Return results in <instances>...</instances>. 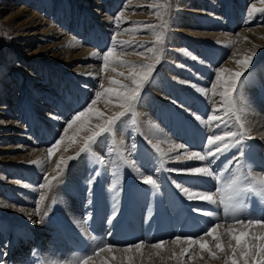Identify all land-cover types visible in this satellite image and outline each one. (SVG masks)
<instances>
[{"label": "bare ground", "instance_id": "obj_1", "mask_svg": "<svg viewBox=\"0 0 264 264\" xmlns=\"http://www.w3.org/2000/svg\"><path fill=\"white\" fill-rule=\"evenodd\" d=\"M81 1H88V5H93V2L90 0H59L58 2V4L63 5V7L68 5V3H73V12L74 16H76L73 17V26L75 25L74 23H76L75 32L78 28L81 29L80 24H78L80 21L79 19H76L77 16H82V23L86 17H94V14H97L98 12V9H95V11L92 12V15H89L88 12L86 13L85 9L81 13L80 10L82 8L80 7V10L77 9V7L83 3ZM167 1L168 0H127L125 2L124 0H116L114 2L112 10L117 11L119 8L116 6L119 5V3H123V10L113 17L108 14V17L99 23L108 24L110 26L113 25L114 29L117 27L122 31H120L122 36L119 35L117 37H122V39L118 41V46L114 42L116 40L113 41V46H111L113 48L114 45H116L117 49H112L113 56L109 57L107 65H105V62L100 65L101 71L99 74L98 72H94L98 68L95 64L103 59V56H99L100 53L98 51L102 45L103 47L104 45L107 46L109 42L104 39H101L102 41L95 40L96 42L92 44V47L95 48V50L93 48L86 49V47H83L85 42H87L86 44L91 45L86 38L84 41H79V39H77L78 37L76 38L74 36V38L69 35L63 38L64 40L60 42H56L55 40V42L50 43L49 47L45 48V50L48 49L53 53L50 57H48V54L43 56L41 53L44 50L43 47L40 50L34 51L33 54H35V58L33 59L35 61L38 60V62L31 65V68L33 69L31 72H28V74L33 73V75L30 74L27 76L26 73L28 78L25 77L26 79H23V82L26 84L23 94L28 98L26 97L27 99L25 102L19 103L21 104V107L16 105V102L13 101L14 98L12 97V93L15 92V90L8 89L7 91L6 88H8V86H6V91L4 89L0 91V129L5 127V132H15V134L4 133L3 139H9V135H14L13 138L19 142L15 148L14 146L8 148H14L16 150L24 148L23 151H26V144L23 143L26 141L33 146H38L24 155H15L9 159L7 157L0 159V169L5 171L6 174H8V177L11 175V170H15V172L18 173L19 171L24 172L18 174V176L21 177V180H17V184H15L14 181L12 183L8 182L11 186L2 183V180H4L2 176H4V174L2 173V175H0V211H2V214L4 215L7 213L12 216L8 217V227L4 230L0 229V240L6 238L13 239L12 245L5 243L4 241L1 244L0 241V260H5V263L9 264H16L14 262L16 260L18 261L17 264H30V261H23L25 256L23 250L26 249L31 241L28 240L29 237L22 238L25 234L32 235L34 241L36 239V241L38 240L39 242V246L35 251L36 255L34 254V256L39 257V259H31L33 264H82L85 257L94 253L95 250L99 251L95 253L96 256L91 258V260H87L86 264H133L132 259L136 254H143L144 256L154 254L156 257H161L163 259L166 257L168 258L167 260L169 263L175 257L176 259L179 257L177 264H194V262L192 263L194 258H206L207 256L218 254L220 251L228 253L225 257L227 260H224V262H226L225 264H231L232 260H235L236 264H242L245 258V250L242 247L237 246L235 240L230 239V236L228 235L230 232H254L257 238L251 243L255 245V248L254 250L249 248L247 250V255L250 259L251 256L253 257L254 255H257L256 253H260V245L262 243L260 237L264 236V228L260 227L259 224L249 227L246 219L247 216L245 215L249 207V200L254 198H251L252 194L242 191L233 197L231 202L234 205L238 202L243 203L244 210L240 213L233 214V212L226 209V205L229 202V197L232 196V193L227 190V186L231 181L237 180L241 187H252L253 189H256L254 191H256L255 194L257 195V201H252L250 205L252 206L251 216L249 217H259L258 206L264 209V193L259 191L260 185L257 183L259 181H264V85L262 80V85L259 83L258 85L256 84L257 82L255 81L257 79L253 81L255 76H258L257 72H259V67L264 71V25H261L264 22V0H248V2L251 3L250 9L252 10L249 9L250 11H247L245 19L241 18L240 12L243 9L244 2L247 0H223L224 7L222 6V10L225 9V12L221 15L217 14L220 4L214 0H194L188 2L187 5L193 9L190 11L194 14L193 16L195 18H198L196 17L198 15L201 16L196 20L197 22L193 20L190 24L188 21V24H190L188 27L192 26V24H199L201 25L199 27L203 26L204 28L212 27L213 29H220L222 26L224 30H227L226 32H216L211 36V38H215L213 40V42L215 41V44H213V47L210 49L212 50V48H216L215 50H219L223 55L226 56L228 54L229 58L222 66L217 68L211 86L206 88V86L209 85L210 80L207 77L204 78L195 75L196 71L194 72L191 69L192 67L189 68L187 65V63L189 64L191 61L189 59L190 51L184 46L188 43L191 44V42L189 39L183 38L184 36L182 37L180 35H184L185 33L188 34L191 31L185 30L180 31V35H171L170 44L173 45V47L172 52L167 55L169 61H166V68L164 67V70L166 73H175L179 76L183 74L187 80L180 77H171L165 74L163 77L158 76L160 78L156 85L155 82L153 83L152 78H146L137 99L132 104L131 108L122 107L121 105L124 102L119 100L115 93L123 92L124 90L119 88L116 84H113L112 81H117L119 85H126L128 88H134L136 84L131 77L136 76L139 78L140 73L146 71L145 68L140 67L141 65H151L153 68L154 66L161 64L159 45L163 42L164 35H162L161 31H156L159 29L160 24L165 20L166 13H164V11L165 7L168 5ZM4 2L7 6H9L11 2L22 3L23 5L19 7V11L22 13L21 15H24L27 11V5H33V3H35V9L39 10V8L51 7L57 2V0H4ZM59 5L55 7H58L57 11L59 17L62 18L57 23L60 22L62 27L65 28L72 21V17L70 18L69 16V19H63L66 12L63 9L62 13H60L59 7L61 6ZM142 7H148L147 9H151V11L157 9L151 18L146 20V25H144L145 21H143L145 18L143 19V17H141L142 14L135 15L136 18L132 15L134 12L140 11ZM108 9L111 8L108 7ZM108 11L109 13L111 12V10ZM19 14L20 13H17L16 15L19 16ZM224 14L228 17L227 22L222 19V15ZM36 15H38L37 19H41L39 24H37L39 26H36H41L40 34L53 33L55 30H59L56 31V33L61 34L63 28L60 29L59 27H55L57 24H52V18L45 19L43 14L42 16H39L38 13H36ZM133 18L135 19L133 20ZM201 19L206 20L202 21ZM210 19H215V21L211 22ZM91 21L93 20H88L87 18V23H90ZM34 22V17L28 18L23 20L20 26L33 24ZM83 23L88 25L86 20ZM83 23L82 25L84 26ZM43 24H45V26H50L49 28H46ZM184 24H186V20L181 23L182 26ZM253 25L257 26L252 27ZM99 26L101 27L102 25L98 24L97 27ZM28 27L34 28L35 26ZM193 27L195 28V26ZM237 27L242 28L238 34L228 32L230 28L235 30ZM108 32L109 31L107 30L100 36L103 38ZM142 32H147L148 35H144ZM28 34L40 35L35 33L31 34L29 32ZM77 34H79V37H83L84 35L81 30H78L76 35ZM197 34L198 33H195L191 38H198L196 37ZM29 43H32L30 37L25 43L19 45L21 51L29 47ZM58 48H62L60 51V53L64 55L62 59L68 57L69 60L67 62H70L71 59L75 58L81 63V65L79 64V66H77V68H79L76 71L73 70L74 74H76L75 77L77 76L85 82L100 77V80H103V85L99 90V99L95 100L94 104L91 102V104L86 107L83 111L85 115L81 117L80 120H76L75 123H72V121L75 120L76 115L69 123H67V126L62 130L63 132L58 138V141L52 145L53 147L51 146L53 151L50 153L49 148H47L49 145L48 138H53V136L55 138L57 136L60 128V120L63 122L64 117H66L65 113L63 115L59 114V120L56 119V115L52 116L47 114L50 119H48V123H45L48 133L44 130L46 133V136L44 135V137H46L44 141H40V138L37 137L36 133H33L35 140L31 137L32 134L24 135L23 133L26 132L25 128L21 127L22 125L16 127L18 123H15L16 120L13 121V119L17 116L20 119V116L23 114L21 111L25 110L23 112L27 113L31 106L36 113L38 112L39 107L42 109L45 106V102L43 103L45 100L44 98L46 96L49 97L48 94L51 90L52 82L50 78L52 75L56 76V73L59 74V69L63 71L66 67H58V70L54 71L55 73L46 70L44 75V73L41 74L42 71H40L37 66L41 67L43 64L53 65L59 61V56L61 54L57 53ZM192 48H195V45ZM200 48L202 53L203 51L207 52V48ZM26 51H28V49ZM185 53L188 54L186 55ZM38 54H41L42 56L40 55L41 57L39 58L36 57ZM217 55L221 58V55H219L218 52ZM177 56L182 59L183 64L178 62L179 58ZM245 60L249 61L247 66L243 63ZM124 61L126 64H130V66L126 65V68L125 66L117 67L124 65ZM85 63L86 65L83 66ZM192 63L194 66L199 64L193 61ZM134 65H136L137 68H133ZM162 66H165V63ZM12 67L13 71L20 72V70H18L20 67L19 63ZM211 68L212 67L210 66L209 69H206L207 71H204L206 75H209L212 72ZM193 69H196V67ZM77 71H79V73ZM237 72L242 73V75L237 82L232 85V76ZM262 73L263 72H261V74ZM58 78L61 80L60 77ZM190 78L191 81L189 80ZM163 79L171 85L170 87L172 89H170L169 93L172 98L165 97L164 94L158 91L160 88L158 84H160ZM119 80H121L122 83H119ZM38 82L43 83L42 86L45 88L42 89V95L40 94V96L35 97L39 91L42 92L38 87ZM13 84L18 86V79H16ZM149 87H152V89L148 90ZM162 88L164 87L161 85V89ZM109 89L113 91L109 92ZM143 89H146L147 91L146 96L144 95V99L147 102L151 98H154L156 115L153 114L154 112H151L150 109H145L144 111H142V109L139 110L140 107L142 108V106L144 107L145 105V103L143 104L144 99L140 98ZM216 89L219 90L215 92L214 90ZM165 90H168V88ZM226 90H228L227 102L225 101ZM234 91H238V93H233ZM87 92H89L88 89L82 91L84 96V101L82 100L83 102H85V99L88 97L84 95ZM187 92H190L191 95L200 102L201 107L199 113H201V115H206V112L210 111L208 120L196 116L198 113L192 115L190 111H187V108L189 110L190 107H193L191 112L196 109L192 104H188L189 106L187 107L186 102H188V100L186 102L180 100L183 93L185 94ZM237 94H239L238 96L240 97H236ZM173 97H175V99H173ZM77 102L79 101H75L71 105L74 110H78L77 106L82 105L81 102V104H77ZM18 106L19 109L15 110L14 107ZM169 108H175L181 112V115L189 112L188 116L190 119L185 115L184 118L189 120V123H192L197 129L195 136H191V141L194 144L188 142L185 138V135L189 136L192 133L191 131L194 130L193 127L189 126L186 131L184 129V131L181 132L185 139L177 136L180 134V129L183 128L181 125L184 124L176 119L173 121L172 117H170L171 120L169 117H166V115L169 114L167 113ZM89 109H91V111H89ZM238 109H240V114H237ZM121 113H125V115H128L129 113L132 115L121 116ZM29 114L30 113L28 112L26 115L28 116ZM213 116H216L217 119H212ZM121 117L123 118L121 119ZM116 118H120V121L119 119L117 121ZM113 119L116 120L118 122L116 123L119 125L117 126L115 123L113 130L111 132H105V134L112 133L115 136H112L114 139L107 135L104 136V133L99 134L101 128H107L106 121ZM219 122H223L224 124ZM70 123L72 124L71 127L68 126ZM10 124L12 125L11 129H9L8 126ZM207 124H214L215 128L217 127L216 131H213L211 128L212 125L209 126ZM222 125H225V128H222ZM207 126H209V130H206ZM91 127L93 128L92 132L90 131ZM18 130H20L19 133L17 132ZM229 131H235L237 135L235 137H226L221 141H214L211 145L203 144V140L205 142V134L212 133L213 135L223 136L224 133ZM241 132L245 135V140L247 141V153L245 156L239 155L242 153V148L238 141V137H240L239 133ZM139 140L141 141L140 144L142 145V150L139 154H136L132 146L137 145L136 142H139ZM101 141L105 142L101 143ZM225 143L229 145L226 149L223 148ZM178 145H183V147H178ZM218 146L221 148L220 152L216 153L214 156L206 155L209 151H215ZM238 147L240 148V151ZM88 148L90 150L89 154H93L96 158L98 168H103L100 181L101 188L98 196L99 199H97L95 195L98 183L97 175L89 182L90 184L86 182V175L83 176V172H86V168L85 171H83L86 162L81 156ZM127 148H129V150L125 152ZM157 148H159L160 151H157ZM249 149L253 150L248 152ZM162 153L163 156L161 155ZM192 153L205 155L206 159L203 161L198 160L191 155ZM223 153H225V156L221 157ZM157 154L163 157L164 166L158 165L156 161ZM94 157L92 158V162L95 161ZM176 157L180 158L176 159ZM209 161H212V163L214 162L216 165H213L216 168L220 166V171L218 172L221 174L219 190L214 193L209 190V187L202 186L203 183L199 184L197 189H193L190 184L186 183L189 181H201V179H204L206 183L211 184V177L195 175L191 172L193 166L206 167L204 163H208ZM100 162L104 164L102 168L99 167L102 166ZM64 164H66L67 167L71 166V171L67 172L63 169ZM233 165L235 166L233 167ZM241 166H248V169L253 173L252 178L244 177L241 172ZM232 167L233 169H231ZM177 169L184 171H173ZM60 172H62L63 179L61 178L60 181H58V179L52 181L54 177H57V175L60 174ZM25 173H27V176L25 175L26 177H23ZM45 173L47 176L43 182V190L41 192H38L34 185L27 184L28 181L35 182V179H38L40 174L42 175ZM219 174L216 176H219ZM125 175L127 178L133 177L134 180H131L135 181V183L126 209L120 210V207L124 205L126 201H124V196L120 192L116 193V191H120V188L117 190V187L120 186L121 182H124ZM149 175H151L152 179L156 181L157 185V200L155 202L150 195L149 188H143V184H146L144 183V180ZM161 176L163 180V176L171 180L174 185V192L177 191L180 194H184L181 191V188L187 186L190 191H199L203 195H212L216 202L210 203L199 198L189 200L184 194L188 201L186 203L187 209L183 210L180 208L181 206L177 199L174 198V194L164 184ZM56 182L61 183L58 186ZM1 183L4 186L7 185V188L11 190H8L11 192L10 194H8L6 190L5 192L3 190L4 195L1 194V188L4 187ZM92 183H94L93 186ZM177 184H180L181 188H177ZM86 186L89 189L91 186L93 187L95 201L91 199V196L88 197L86 195V198L83 197L86 194L84 191ZM19 189H25V192L23 191L25 194L19 192ZM48 189H50V194L47 195ZM124 191L126 192V187ZM78 194L79 198L77 196ZM35 195H39L38 199L40 205L34 204V199L32 197ZM8 196L11 197V200L13 198H15V201L20 200V202L26 205V207H16V205H13L16 208H12L13 206L7 208L8 204L5 201L8 199ZM48 198L54 199L53 201H50L51 203L49 201L47 202L48 207L49 204L50 208H52V206L56 207L58 211L57 213L66 221L68 220L71 224L70 226L74 229L79 226L81 221L80 215L78 214H82L79 212L82 204L86 208L85 212L91 207H97L95 210L97 216H93L89 220L91 224H94V226L100 229L99 233L97 232V237H91V235L86 232L85 228L83 230L78 229V227L75 229L77 230L76 233L78 236L81 237L83 243L81 246H85V253H76L69 249L67 251L66 246H63L61 241H57L56 237L60 239L62 236L61 232L64 228L59 227L60 224L57 221H55V226L54 220L52 225H54L55 229L51 226L52 221L49 220L46 224L48 217L43 213H50V208L45 209L43 213L40 211L46 204V199ZM147 202L150 204V207L145 209ZM223 208L225 209L224 214L222 213ZM15 209L18 210V214H16ZM194 209H199V211H194ZM89 217H87V219H89ZM241 219L244 220V223L235 222V220L239 221ZM217 223L220 224V228L217 230L216 234L219 236L218 241L214 239L213 236L206 234V230L210 227H214ZM105 225H107L106 232L103 230L105 229ZM192 226L196 229L197 239L193 238L190 240L182 238L185 237V234L187 238H189L188 232ZM158 230L161 231V238L164 239V241L161 247L155 248L152 244L154 241H158V238L156 237V232ZM152 232H154L153 236ZM201 234L203 235L199 237ZM45 236H48L51 241L49 242L48 239L45 241ZM242 238L248 239L247 236H243ZM190 241H196V243H191ZM201 243L205 244L206 247L202 249L200 247ZM218 243L223 245V250L217 247ZM136 244H140L141 247H134ZM128 245L130 246L128 247ZM48 246L49 248L47 250H42V247ZM100 249H103V251H100ZM144 261L146 262V260ZM147 261H149V259ZM260 264L264 263L261 262Z\"/></svg>", "mask_w": 264, "mask_h": 264}, {"label": "rangeland", "instance_id": "obj_2", "mask_svg": "<svg viewBox=\"0 0 264 264\" xmlns=\"http://www.w3.org/2000/svg\"><path fill=\"white\" fill-rule=\"evenodd\" d=\"M90 1L93 2V5L92 4H89L88 5V1H86V2L81 1L83 3L79 7H77V9H79L81 7L82 9L81 10L79 9L81 11V13L86 9L85 11H86V13L88 12L89 15H92V12L95 11V9L96 10L98 9L97 10L98 12H97V14H94V17H92V16L86 17L82 21V23L85 22V20H86V23H87V18H88V20L90 19V20H93V21H91L90 23H87L88 25H86L85 23H83L84 26L81 23L82 16H80L81 18L79 16H77L76 19H79L80 22H78V24H80L81 29L78 28L76 30V32H75L74 30H75L76 23H74L75 25L73 26V17H76V16H74V12H73V10H74L73 9L74 8L73 3L72 4L71 3H68V5H66L67 7L66 6L63 7V5H61V4L59 5L58 4L59 0H57V2L54 3L51 7H49V8H39V10L35 9V3H33V5L32 4L31 5H27L26 6L27 11L24 13V15H21L22 13L19 11V9H20L19 7L23 5L22 3H19V2L18 3H13V2H11L12 5L10 4L9 6H7L5 4V2H4V0H0V91H2V89H4L5 91H6V89H7V91H8V89H12L13 91L15 90V92L12 93L13 94L12 97L14 98L13 101L16 102V105H19L20 106L21 104H19V103L25 102V100L28 98L26 95L24 96V94H23V92L25 91V87H26V84H25V82H23V79L25 77L29 76L30 74L33 75V73L28 74V72H31V70L33 69V68H31V65L36 64L38 62V60L35 61L33 59V58H35L34 57L35 54H33L35 50H40L43 47L44 50H43V52H41L43 54V56L44 55L46 56L48 54V57H50V56L53 55V53H51L48 49L45 50V48L46 47H49L50 46V43L55 42V40H56V42H60V41L64 40L63 38H65V37H67L69 35H71L72 37L75 36L76 38L78 37L77 39H79V41L80 40L81 41H84V39L86 38L87 41H88V43L91 44V45H88V44H86L87 42H85V44L83 45V47H86V49L87 48H93L92 47V44L94 42L98 41V40L99 41H102L104 39V40L108 41L109 43L107 44V46L104 45V47H103V45H102L101 48L99 49V51H98L100 53L99 56H103L104 57L105 50L106 49H110V50H112L113 48L115 50L117 49L118 41H120L122 39V37H117V36H119V35L122 36V33H121L122 31L119 30L115 26H114L115 27V29H114L113 28V25L110 26L108 24H103V23H99V22L100 21H103V19L107 18L108 17V14L110 16L112 15V17H113L114 15H117L119 12H121L123 10V8H122L123 3L122 4L119 3V5L116 6L119 9L117 11H115V10H112V6H113V4H114V2L116 0H114V1L113 0H90ZM124 1L126 2L127 0H124ZM191 1H194V0H168L167 1V4L169 6L167 5L165 7V11H164V13H166L165 20H164V22L162 24H160L159 29H157V31H156V32L161 31L162 32V35H164V38H163L164 40L159 45V48H160L159 49L160 50L159 53H161V64H159L157 66H154L152 68L151 73L147 77L149 79L152 78L153 79V83L155 82L156 85H157V83L159 81V78L160 77H163V75H165V74L166 75H169L171 77L172 76L173 77H177V78L180 77V78H183V79L187 80V78L183 74L181 76H179L178 74H175V73H169V72L166 73L165 70H164L166 68V61H169V58H167V55H169L172 52L173 45L170 44V42H171V35H180L179 34L180 31H185V30L191 31L188 34L185 33L184 35H180L182 37L184 36L183 38L189 39L190 42H191V44L188 43V44H185V46H184L185 48H187L190 51V53H189V55H190L189 56V59L191 61L189 62V64L187 63V65H188L189 68L192 67L191 69L194 72L196 71L195 75H198L199 77H204V78L207 77L210 80L209 81V85H207L206 88H208V86L209 87L211 86V83H212L213 79L215 78L214 75H215V72H216L217 68L219 66H222L225 63V61L229 58L228 54L225 56L219 50H215L216 48L215 49L212 48V50L210 49L211 47H213V44H215L214 43L215 41L213 42V40L215 38H211V36L214 35V33H216V32H220V31L226 32L227 31V30H224L222 26L220 27V29H215V28L213 29L212 27L211 28L210 27L204 28L203 26L202 27H199V26H201L199 24H196V25H193L192 24V26L188 27V25H190L193 22V20L195 22H197L196 20H198L199 17H201V16L198 15V16H196L198 18H195L193 16L194 14L190 12L193 9L189 5H187V4H188V2H191ZM211 1H213V0H211ZM214 1L220 4V7L218 9V13L217 12L216 13L219 14V15H221L223 12H225V9L222 10V8L224 7L223 0H214ZM244 3L245 4L243 6V9L240 12V16L243 19H245L246 15H247V11L251 8V3H249L248 0L245 1ZM42 4H44V3H42ZM58 5L61 6V7H59L60 13H62L63 9L66 12V15L64 14L65 16L63 17V19H66V18L69 19V16H70V18L72 17L71 18L72 21L65 28L62 27V24H60V22L57 23L62 18V17H59V13L57 11L58 10L57 9L58 7H55V6H58ZM107 6L109 8H111V9H108ZM147 8L148 7H142V9L140 11L134 12L132 14L135 18H136L135 15H141L142 14L141 17H143V19L145 18V20L142 19L143 21H145L144 22V25L147 24L146 23V20L149 19V18H151V16L153 15V13H155V11H157V9H155V11H151V9L148 10ZM144 9H146V10H144ZM47 10H49V11H47ZM108 10H111L112 13L111 12L109 13ZM250 10H252V9H250ZM17 13H20L19 16L16 15ZM36 13H38L39 16L40 15L42 16V14H43V16L45 17V19L52 18V20H51L52 21V24H55V25L57 24V26H55V27H59L60 29L63 28L61 34L60 33H58V34L56 33V31H59V30H55L53 32L54 34L53 33L40 34L41 26L40 27H36V26H39L37 24H39V22H40L41 19H37L38 15H36ZM32 17H34V20H35V22L33 24H26L25 26H20L22 24L21 22L23 20L28 19V18H32ZM135 18H133V20ZM222 19H224V21L227 22L228 17H226L225 14H224V15H222ZM185 20H186V24H184L182 26L181 23L183 21H185ZM201 20L202 21H205L206 19H201ZM210 20H211V22L215 21V19H210ZM188 21L190 22V24H188ZM263 23L261 25H264ZM98 24H100L102 26L101 27L99 26L100 27L99 28V27H97ZM28 26H35V27L32 28V27H28ZM43 26H45V24H43ZM49 26L50 25H47L45 27L46 28H49ZM127 26H129V25H127ZM193 26H195V28ZM256 26L257 25H253L252 27H256ZM78 27H79V25H78ZM196 27H199V28H196ZM105 28H106V30H105ZM238 28L239 27H237L235 30L233 28H230V30H228V32L229 33H232V34H238L241 31L240 29H242V28H239V29ZM78 30L83 31L84 35H83V37L81 36L82 38L78 36L79 34L76 35V33H78ZM107 30L109 31L108 34H106V36H104L102 38L100 35L102 33L104 34ZM28 32L31 33V34H34L35 33V34H40V35H29ZM195 33H198L197 36H196L198 38H194V39L191 38V36L192 35L194 36ZM128 34H130V33H128ZM142 34L148 35L147 32L146 33L142 32ZM142 34H141V36H142ZM181 34H183V33H181ZM200 35H202V36H200ZM29 37H30V39H32V43H29V47H27L25 50H22L21 51L19 45L25 43V41H27ZM112 37H115L114 40H116L117 42L114 41V40H110V38H112ZM113 41L115 42V44L117 46L114 45V47L112 48ZM193 44L195 45V48H192L194 46ZM196 46H197V48H196ZM200 47H202L204 49L207 48V52H204L203 51V53H202ZM27 49H28V51H26ZM93 49L95 50V48H93ZM61 50H62V48H58L57 53H60ZM125 52H127V51H125ZM217 52H218L219 55H221V58H219V56L217 55ZM40 55L41 54H38V56H36V57L39 58V57L42 56V55L41 56ZM63 57H64L63 54H61L59 56V61H57L59 63L56 62L53 65H45V64H43V66H41V67L40 66H37V68L40 69V71H42L41 74L44 73V75H45V71L46 70H48L49 72L55 73L54 71L58 70V67L59 68L60 67H66V69H64L63 71H61V69H59L58 70L59 71V74L56 73V76H53L52 75V77L50 78L51 79V82H52L51 83V90H50V92L48 94L49 97L46 96L44 98L45 99L43 101V103L45 102L44 103L45 106L43 107L44 109L43 108L41 109L39 107V110L36 113V112L33 111L34 108L31 106L29 108V110H28V112L30 113L28 116L26 115V114H28V112L26 113V112H23L25 110H22L21 112L23 114H22V116H20V119H19L18 116L17 117H14V119H13V121L16 120L15 123H18L16 127H20L22 125L21 127H24L25 128V131L26 132L23 133L24 135H26V134L27 135H29V134L31 135L32 134L31 137L34 139L35 136L33 135V133H36L37 137L40 138V141H42V140L44 141L46 139V137H44V135L46 136V133H48V131L46 130L47 126H45V123H48L47 121H48V119H50V118H48V115L47 114L52 115V116H55L56 115L55 117H56V119H58L59 114L60 115H63L65 113V116L66 117H64L63 122H61L62 120H60V124H59L60 128H59V131L57 133V136L55 138H54V136H53V138L52 137L51 138H48L47 137L49 139L48 140L49 141V145L47 146V148H51V146L54 145L58 141V138L62 134V132H63L62 130L67 126V123H69L81 111H84L86 109V107H88L89 104H91V102L99 99L100 96L97 97L96 94L99 92L100 88L103 85V83H102L103 80H100V77L99 78H96L94 80H90L88 82L87 81L85 82L84 80L79 79L77 76H76L77 77L76 78L75 77L76 74H74L73 70L76 71L79 68V67L77 68V66H79V64L81 65V63H79L78 60L75 59V58L71 59L70 62H67L69 60L68 57L62 59ZM193 57H195V58H193ZM178 58H179L178 59V62H180L181 64H183L182 63V59L180 57H178ZM192 61L195 62V63L197 62L199 64H197L196 66H194L193 63H192ZM18 63L20 64V67L18 69V70H20V72L13 71V67L12 66H14V65H16ZM103 63H104V59L99 60L95 64L96 66H98V68L96 69V67H95L96 70L94 72H98V74H99L100 71H101V66L100 65H102ZM164 63H165V66H162ZM56 64H57V66H56ZM123 64L124 65H122V66H117V65L116 66L117 67H123V66H125V68H126V65H129L130 66V64H126L125 61L123 62ZM84 65H86V63L83 64V66ZM210 66L212 67L211 68V71L212 72L209 74L210 75L209 76V75H206L204 71H207L206 69H209ZM195 67H196V69H193ZM133 68H137V66L134 65ZM186 69H188V68H186ZM77 72L79 73V71H77ZM90 72H92V71H90ZM261 72H263V73L261 74ZM26 73H27V76H26ZM87 73H89V72H87ZM257 74H258V76L257 77L255 76V78L253 79V81H255L257 79L255 81V82H257L256 84L258 85V83H259L260 85H262L261 84V80H262V83L264 85V81H263L264 80V71H263V69H261L259 67V72H257ZM158 76H160V77H158ZM58 77H60L61 80H59ZM118 77H119V75H118ZM16 79H18V86L13 84V82ZM189 80L191 81V78ZM77 82H78V84H77ZM31 83H33V82H31ZM119 83H122L121 80H119ZM38 84H39L38 85L39 89L42 91V89L45 88L44 86H42L43 83H41V82L39 83L38 82ZM161 85L164 88L161 89ZM6 86H8V88H6ZM56 86H58V87H56ZM114 86H116V85H114ZM158 86H160V88L158 89V91L160 93L164 94L165 97H168V98L171 97L170 96L171 94L169 92H170V89H172V88L170 87L171 85L165 79L161 80V82H160V84H158ZM166 88H168V90H165ZM217 88H218V86H217ZM86 89H88L89 92H87L84 95L85 96H88L89 98L88 97L87 98L85 97L86 98L85 99V102H83L84 101L83 100L81 102L82 105H78L77 106V109L78 110H74V108L71 107L72 103H74L75 101H79L80 100V97L81 98L83 97L82 99H84V96H83L82 91L83 90H86ZM149 89L151 90L152 87L151 88L149 87L148 90ZM217 90H219V89H216L214 91L216 92ZM42 93H43V91L42 92L39 91L36 94L35 97L40 96V94L42 95ZM146 93H147L146 89L145 90L143 89V92L141 93L142 96L140 98H143L144 99V95L146 96ZM233 93H238V91H236V92L234 91ZM238 95L239 94H237L236 97H240ZM143 99H141V100H143ZM153 99L154 98H151L150 100H148V102L144 99L143 100V104L145 103V105H144V107L142 106V108L140 107L139 110L142 109V111H144L145 109L146 110H149L150 109L151 112H154L153 114L156 115L157 113L155 112L156 111L155 101ZM173 99H175V97H173ZM68 100H70L69 103H68ZM73 100H74V102H73ZM180 100L182 102H186L188 100V102H186L187 103V107L189 106L188 104H192V106L196 107V109H194L193 112H191L193 110V107H190L189 110L187 108V111H190V113H192V115L195 114V113H198L196 116H199L201 118H204L205 120H208L209 119L208 117L210 115V111H207L206 112L207 113L206 115L205 114L204 115L203 114L201 115V113H199V111H200L199 109L201 107L200 106V102L197 101L193 97V95H191L190 92H187L185 94L183 93V96H182V98ZM173 101H175V100H173ZM197 102H199V103H197ZM79 103H80V101L77 102V104H79ZM19 106L18 107H14V109L15 110L19 109ZM140 106H141V104H140ZM79 109H81V110H79ZM173 109L172 108H169L168 109V112L167 113H169V114H167L166 117H169V119H170V117H172V120L173 121H174V119H176L179 122L180 121L183 122L182 124H184V125H181V127L183 126V128L180 129V134H178L177 136H179L181 138H184V136L182 135L183 133H181V132L184 131V129L186 131L189 128V126L190 127H193L194 130L191 131L192 133L189 136L188 135L187 136L185 135V138L187 139V141L190 142V143H193L191 141V138H192L191 136H195V134L197 133V129L194 127V125L192 123H189L190 122L189 120H186V118H184L186 116L188 119H190V117L188 116V113L189 112L188 113L186 112V114H184L185 115L184 116L183 114L182 115L180 114L181 113L180 111L176 110L175 108H173ZM63 110H65L67 112H65ZM174 113H176V114H174ZM171 114H172V116H171ZM237 114H240V109L237 110ZM128 115H132V114H129L128 113ZM128 115H125V116H128ZM190 116H191V114H190ZM122 118L123 117H121V119ZM27 119H29V121ZM118 119L120 121V118H116L117 121H118ZM219 123L224 124L223 122H219ZM191 124H192V126H191ZM118 125L119 124H117V126ZM207 125H209V126L212 125L213 127L211 126V128L213 129V131H216L217 127L215 128L214 124H211V125L210 124H207ZM1 126H4V125H1ZM8 126H9V129L12 128L11 127L12 126L11 124L8 125ZM209 126L206 127V130L209 128ZM224 126L225 125H222L221 127L222 128H225ZM5 130H6L5 127H2L0 129V159L1 158H4V157H7L9 159L10 157H13L15 155L16 156L24 155L27 152H30V150H33L34 148H37L38 147V146H33L32 144L28 143L27 141L26 142H23L22 141L24 144H26V148L25 149H27V150L26 151H23L24 148H20L19 150L14 149L15 146L19 143L15 138H13L14 135H9V137H10L9 139H3L4 138L3 135H4V133H13V134H15V132H11V131L5 132ZM44 130H45L46 133L44 132ZM90 131L91 132L93 131V128L92 127L90 128ZM17 132L19 133L20 130H18ZM221 134H223V133H221ZM105 135L109 136L110 138H112V136L115 137L112 133H110V134L109 133L108 134H105L104 133V136ZM77 136H78V134H77ZM205 136H206L205 137V142L203 140V144L207 145V138L214 137L215 135H213L211 133V134H207V135L205 134ZM93 138H95V137H93ZM112 139H114V138H112ZM140 142L141 141L139 140V142L138 141L136 142L137 145H133L132 146L133 147V150H134V152L136 154H139L140 151L142 150V145L140 144ZM12 146H14L13 149H9L8 148V147L11 148ZM138 146H140L141 148L138 147ZM5 147H7V148H5ZM134 148H136V149H134ZM128 150H129V148H127L125 152H127ZM252 150L253 149H249L248 152H251ZM110 151H111V149H110ZM104 152H105V150H104ZM89 153H90V150L88 148V149L85 150L84 153H82V156H81V157L84 158V161L86 162L85 166L83 167L84 168L83 171H85V168H86V172H83V176L86 175V182L88 184H90L89 182L94 179V177L97 174V171L99 170L98 164H97V161H96V158L94 157L93 154H89ZM243 154H245V152H243ZM93 157L95 159V161H93L94 163L92 162V158ZM49 161H50V159H49ZM90 161L92 162V164H91ZM95 162H96V164H95ZM101 164H102V166H99L100 168H102L103 165H104L103 163H101ZM101 164H99V165H101ZM213 164H214V162H213ZM214 165H216V164H214ZM214 165H213L212 171H214L215 172V175H217L218 171L220 170V168H219L220 166L216 168ZM234 166L235 165H233V167ZM233 167L231 169H233ZM63 169H65L67 172H69V171H71V166H68L67 167L66 164H64ZM2 173L4 174V176H2L3 179H4V180H2V183H5L7 185H10V183H12L13 181L15 182V184H17L18 183L17 180H21V177H19L18 174L19 173H24V172L19 171V173H18V172H15V170H11V175L8 177V174H6L5 171H3L2 169H0V175H2ZM248 173L249 174H246V177H250V176L252 177L253 173L251 171H248ZM25 175L27 176V173H25L23 177H26ZM46 176H47L46 173L45 174H42V175L40 174V176H39L38 179H35L34 178L35 179V182L34 181L33 182L32 181L29 182L28 181L27 184L32 185V186L34 185V187H36V190L38 192H41L43 190L42 189L43 182L45 181ZM61 178L63 179L62 172H60V174L57 175V177H54V179L52 181H54L55 179L56 180L58 179V181H60ZM201 181H204L205 182L204 179H201ZM8 182H10V183H8ZM60 183L59 182H56V184L58 186L60 185ZM7 185L6 186L3 185L4 187L1 188V190H2L1 191V194H3V190H4V192L6 190L8 194L11 193V192L8 191L10 189L7 188ZM93 185H94V183H92V186ZM211 185H213V182H211ZM92 186L90 187V189L87 188V186L84 188V191H85L86 194L83 197L86 198L87 196L88 197L91 196V199L95 201V197H94L95 195H94V191H93V187ZM210 189L211 188H209V190ZM24 190L19 189L18 191L21 192V193H24L25 192ZM48 192H47V195L50 194V189H48ZM118 192H120L121 194L123 193V191H122L121 188H120V191H116V193H118ZM212 193H214V192H212ZM95 194H96V192H95ZM9 196H8V199H6V201H5L8 204L7 205V208L9 206H13V205H16V207H18V206L19 207H24V206L26 207V205H24L23 203H21L20 200L15 201L14 200L15 198H13L11 200V197H9ZM77 196L79 198V194ZM38 197H39V195H35V196L32 197L34 199V204L35 205H40L39 204ZM46 200H47L46 201V204L40 210V211H42V213L44 212L45 209L50 208V204H49V207H48L47 202L48 201L49 202L50 201H53L54 199L48 198ZM16 207L13 206L12 208H16ZM83 207H84V205L82 204L81 205V209H83ZM50 209H53V208H50ZM91 210H92V212H91ZM15 211H16V214L19 213V212H17L18 210L15 209ZM169 213H170V210H169ZM43 214L48 217L46 224L49 222V220L52 221L51 222V226L55 229L54 225H52L53 220H54L53 218H51V214L52 213L51 214L50 213H47V214L43 213ZM23 215H25V214H23ZM78 215H80V220L81 221L79 223V226H77V227H78V229H82L83 230L86 227V222L89 221L91 217H93V216L96 217L97 216V213L96 212L93 213V208H90V209H87V211L84 214H80L79 213ZM84 215H86V217ZM8 217H12V216L8 215L7 213L4 215V214H2V211H0V223L2 224V225L0 224V229H3L4 230L6 227H8V225H9L7 223ZM87 217H89L88 220H87ZM39 219H40V217H39ZM62 220H64V219H62ZM54 223H55V221H54ZM67 223H68L67 226L69 227L71 224H70V222L68 220H67ZM55 226H56V223H55ZM77 227H75V229H77ZM75 229L72 226H70L68 228V230L64 231V233L62 234V236H61L62 238L60 237V239H59L58 237H56L57 241L58 242L59 241H62L63 240V236H66L67 234H70L71 231H72V233L75 232V234H76L77 230H75ZM86 232H87V230H86ZM25 235H28V234H25ZM25 237H28V236H25ZM32 237H33L32 235H29L28 240L29 241L31 240V241L29 242L30 244L27 247V249L24 250V251L28 252V254L25 253V256L24 257H26V254H27L28 257L31 256L32 251H33V248H35L34 246L37 244L35 242L36 239L34 241V237H33V239H32ZM50 237H52V236H50ZM44 239H45V241H47V239L49 240V237L48 236L47 237L45 236ZM173 239H175V238H173ZM194 239H196V238H194ZM5 240H6V243L12 245V242L10 243L9 241H7V239L0 240L1 241V244ZM50 241L51 240H49V242ZM33 242H35V243H33ZM48 248H49V246L48 247H43L44 250H47ZM223 253L224 252L220 251L218 254H215L213 256L212 255L211 256H207L206 258H202V259L194 258V260L192 261V263L194 262V264H225L226 262H224V260H227V258H225V257L227 256L228 253H226V252H225L226 254L225 253L223 254ZM256 254L257 255H254L253 257L251 256L250 259H248L249 262L247 261V264H258V262H260V259H259L260 258V256H259L260 253H256ZM94 256H96V255L95 254L91 255V258H93ZM213 257H215V258H213ZM34 258L35 257H32V259H34ZM38 259H39V257H37V260ZM148 259H149V261H147ZM167 259L168 258H166V257L164 259L161 258V257H156L154 254H149V256H144L143 254L142 255H137L136 254L134 256V258L132 259V263L133 264H142V263L143 264H177L179 257L177 259L175 257L174 258L175 260L174 259L171 260L170 263H169V261ZM144 260H146V262ZM0 261L2 262L3 260H0ZM23 261H30V260H23ZM244 261H245V258H244ZM244 261H243L242 264H245ZM7 262H8V260H7ZM14 262L17 264L18 261L16 260ZM4 263H5V260H4ZM4 263H1V264H4Z\"/></svg>", "mask_w": 264, "mask_h": 264}, {"label": "snow or ice", "instance_id": "obj_3", "mask_svg": "<svg viewBox=\"0 0 264 264\" xmlns=\"http://www.w3.org/2000/svg\"><path fill=\"white\" fill-rule=\"evenodd\" d=\"M110 40H114V37L110 38ZM185 54L187 55L188 53H185ZM111 56H113V51L110 50V49H106L105 50V55L103 57L105 65H107V63L109 62V57H111ZM193 58H195V57H193ZM243 63L245 64V66H247L249 61L245 60ZM140 67L145 68L146 71L140 73L139 78H137L136 76L131 77L134 80L135 84H136V86L134 88H128V86H126V85H119L117 81H112L113 84H116L119 88L124 90L123 92L115 93L116 97L119 100L124 102L121 105L122 107L131 108L132 104L137 99V96H138V94H139V92L141 90V87H142L144 81L146 80V78L148 77V75L152 71V66L151 65H141ZM241 75H242V73H240V72L234 73L233 76H232V79H231V84L234 85ZM112 91L113 90L109 89V92H112ZM227 91L228 90H226V92H225V101L226 102H227ZM96 95H97V97H99L100 93L98 92ZM92 103L94 104L95 101H93ZM89 111H91V109H89ZM84 115H85V113L83 111H81L79 113V115H77L75 117V120L72 121V123H75L76 120H80L81 117H83ZM120 115L123 116V115H125V113H121ZM212 119H217V117L213 116ZM133 122H135V121H133ZM115 123H116V121L114 119L113 120H107L106 121L107 128H101L99 130V134H103L105 132H111L113 130V126L115 125ZM68 126L71 127L72 124L70 123ZM236 135H237V133L235 131H229L227 133H224L223 136L222 135H215L214 137L207 138V144L211 145V144L214 143V141H221V140H224L226 137H235ZM104 142L105 141H101V143H104ZM178 147L182 148L183 145H178ZM228 147H229V145L227 143H225L223 145V148H225V149L228 148ZM52 151H53V149L49 148V152L51 153ZM157 151H160V149L157 148ZM220 151H221V148L218 146L215 149V151H209V152L206 153V155L207 156H214L216 153H218ZM161 155L163 156V153ZM191 155L193 157H195L196 159L201 160V161L206 159L205 155H201L199 153H192ZM179 158L180 157H176V159H179ZM211 163H212V161H209V165ZM161 166H163V165H161ZM173 171H184V170L177 169V170H173ZM191 172L193 174H195V175H203V176H208V177H212L213 176V171H212V169L210 167L193 166L192 169H191ZM218 174L219 173H217V175ZM144 183L152 185L153 187L157 186L156 185V181L154 179H152L151 175H149L144 180ZM186 183L190 184L193 189H197L198 185L204 183V181H189V182H186ZM257 183L260 185L259 191L261 193H264V181H259ZM176 186H177V188H181L180 184H177ZM227 190L232 193V196L229 197V202L226 205V209L231 211V212H233V214H234L235 212L232 211V209L234 208L235 205L231 202L233 197L235 195L239 194L242 191H251V190H256V189L241 187L240 183L237 180H233L227 186ZM181 191L187 196V198L189 200L199 198V199H202V200H206V201H208L210 203H215L216 202L212 195H203L199 191H190L189 187H183V188H181ZM194 211H199V209H194ZM246 219H247V223H248L249 227H253V226L259 224L260 227L264 228V224L260 223L262 220H264V216H260V217H246ZM236 222L244 223V220L241 219V220L236 221ZM219 228H220V224L217 223L214 227H210L209 229H207L206 230V234L210 235V236H213V238L218 241L219 240V236L216 235V234H217V230ZM228 235L230 236V239L236 241L237 246L242 247L245 250V264H247V260L249 259L248 255H247V250L249 248L254 250V248H255V245L251 243L252 241H255L256 238H257L255 233L254 232H252V233L230 232V233H228ZM243 236H247L248 239H243L242 238ZM177 239H179V238H177ZM260 239L262 241V243L260 245V262H264V236H261ZM190 242L191 243H196V241H190ZM162 243L163 242H161L160 244H153L152 246L155 247V248H159V247L162 246ZM134 247L139 248V247H141V245L140 244H136V245H134ZM200 247L203 249V248L206 247V245L201 243ZM217 247L220 248L221 250H223V245L218 243ZM100 251H103V249H100ZM210 255H211V253H210ZM213 258H215V257H213ZM90 259H91V256L85 257V260H84V262H82V264H86V261L90 260ZM260 262H258V264H260ZM231 264H236V261L232 260Z\"/></svg>", "mask_w": 264, "mask_h": 264}, {"label": "clouds", "instance_id": "obj_4", "mask_svg": "<svg viewBox=\"0 0 264 264\" xmlns=\"http://www.w3.org/2000/svg\"><path fill=\"white\" fill-rule=\"evenodd\" d=\"M244 210V206L242 203L238 202L234 208L232 209V211H234L235 213H240Z\"/></svg>", "mask_w": 264, "mask_h": 264}]
</instances>
